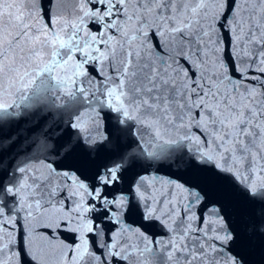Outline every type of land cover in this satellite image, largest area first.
<instances>
[{"label": "snow or ice", "instance_id": "obj_1", "mask_svg": "<svg viewBox=\"0 0 264 264\" xmlns=\"http://www.w3.org/2000/svg\"><path fill=\"white\" fill-rule=\"evenodd\" d=\"M0 264H264V0H0Z\"/></svg>", "mask_w": 264, "mask_h": 264}, {"label": "water", "instance_id": "obj_2", "mask_svg": "<svg viewBox=\"0 0 264 264\" xmlns=\"http://www.w3.org/2000/svg\"><path fill=\"white\" fill-rule=\"evenodd\" d=\"M258 258V257H257Z\"/></svg>", "mask_w": 264, "mask_h": 264}]
</instances>
